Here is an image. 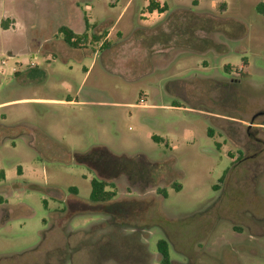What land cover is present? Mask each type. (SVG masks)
Masks as SVG:
<instances>
[{
  "label": "rangeland",
  "instance_id": "rangeland-1",
  "mask_svg": "<svg viewBox=\"0 0 264 264\" xmlns=\"http://www.w3.org/2000/svg\"><path fill=\"white\" fill-rule=\"evenodd\" d=\"M157 1L0 0V264H264V0Z\"/></svg>",
  "mask_w": 264,
  "mask_h": 264
},
{
  "label": "trees",
  "instance_id": "trees-1",
  "mask_svg": "<svg viewBox=\"0 0 264 264\" xmlns=\"http://www.w3.org/2000/svg\"><path fill=\"white\" fill-rule=\"evenodd\" d=\"M147 10L152 13L157 11L158 13H163L166 11V6H159V4L154 0H148ZM261 13L264 12L263 6L260 5ZM87 20H84V32L80 35L74 34L65 26H60L57 29L58 35L61 37L62 42L71 49H79L85 46L87 43H92V41H98L99 37H88L87 31L89 29ZM227 69V68H226ZM156 140V138H155ZM159 142L157 139L156 142ZM4 179V174L0 172V180ZM90 194L89 200L94 203H104L110 201L115 193L113 188L104 181L91 180L90 181ZM157 252L159 255L158 264H171V259L169 257L168 244L165 240H160L156 244Z\"/></svg>",
  "mask_w": 264,
  "mask_h": 264
},
{
  "label": "crops",
  "instance_id": "crops-1",
  "mask_svg": "<svg viewBox=\"0 0 264 264\" xmlns=\"http://www.w3.org/2000/svg\"><path fill=\"white\" fill-rule=\"evenodd\" d=\"M154 1H156V2H158L157 0H154ZM263 9H264V7H263ZM76 10V9H75ZM18 13V14H17ZM16 14L12 11V12H6L4 15H2V16H10V17H15V21L13 22V24H11L12 26L10 27V28H14L16 25H18L19 24V20H20V15H22L21 14V12H17ZM164 13L165 12H163V13H160L159 14V16H163L164 15ZM154 14V12H152L150 15H153ZM24 15V14H23ZM2 16H0V18L2 17ZM74 16H75V18H76V21H82V23H83V25H84V20L86 19L87 20V23H88V25H92V24H94L95 22H89V20L85 17V16H80V14L78 13V12H76V14H74ZM116 23V22H115ZM114 25V24H113ZM113 27V26H112ZM10 28H8L7 30H9ZM59 28V27H58ZM57 28V29H58ZM6 30V31H7ZM70 30V29H69ZM84 32V31H83ZM82 32V33H83ZM74 33V32H73ZM82 33H74V34H76V35H80V34H82ZM110 35V32L107 34V36H106V38H108V36ZM0 105H2V104H0Z\"/></svg>",
  "mask_w": 264,
  "mask_h": 264
},
{
  "label": "flooded vegetation",
  "instance_id": "flooded-vegetation-1",
  "mask_svg": "<svg viewBox=\"0 0 264 264\" xmlns=\"http://www.w3.org/2000/svg\"><path fill=\"white\" fill-rule=\"evenodd\" d=\"M6 211L5 208L0 207V214L4 213ZM259 220V221H258ZM250 222H252V224H247L246 227V232L249 233V235L254 238V239H258L260 237V235L258 233H255V231L251 232V229H256L257 224L260 222V218H253V219H249Z\"/></svg>",
  "mask_w": 264,
  "mask_h": 264
},
{
  "label": "built area",
  "instance_id": "built-area-1",
  "mask_svg": "<svg viewBox=\"0 0 264 264\" xmlns=\"http://www.w3.org/2000/svg\"><path fill=\"white\" fill-rule=\"evenodd\" d=\"M4 63L2 62V65H3Z\"/></svg>",
  "mask_w": 264,
  "mask_h": 264
}]
</instances>
